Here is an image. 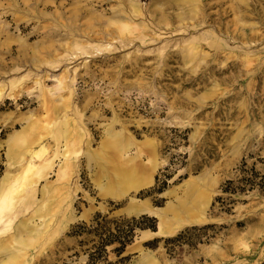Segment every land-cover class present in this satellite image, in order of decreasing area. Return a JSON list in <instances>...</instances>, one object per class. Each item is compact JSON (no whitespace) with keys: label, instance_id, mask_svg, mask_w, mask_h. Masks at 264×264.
Segmentation results:
<instances>
[{"label":"rangeland","instance_id":"1","mask_svg":"<svg viewBox=\"0 0 264 264\" xmlns=\"http://www.w3.org/2000/svg\"><path fill=\"white\" fill-rule=\"evenodd\" d=\"M10 187L0 264H264V0H0Z\"/></svg>","mask_w":264,"mask_h":264},{"label":"trees","instance_id":"2","mask_svg":"<svg viewBox=\"0 0 264 264\" xmlns=\"http://www.w3.org/2000/svg\"><path fill=\"white\" fill-rule=\"evenodd\" d=\"M142 219H149L148 216H142ZM136 225L135 226H139L142 228H146V227H155V225L153 226H149L146 225L144 223H142L140 220H133ZM133 237V227H130L128 229L126 228H119L118 231L116 233L110 232V233H106L105 236H101V244L98 247V251L91 254V264H97L98 260L104 257V254L106 252L105 247L106 245L110 244V243H114V242H118L120 245L115 249V251L120 255L123 250L125 249L127 243H129L132 240Z\"/></svg>","mask_w":264,"mask_h":264},{"label":"bare ground","instance_id":"3","mask_svg":"<svg viewBox=\"0 0 264 264\" xmlns=\"http://www.w3.org/2000/svg\"><path fill=\"white\" fill-rule=\"evenodd\" d=\"M52 64V63H51ZM14 83V82H13ZM4 89V88H3ZM2 91V90H1ZM3 92H4V90H3ZM5 95V94H4ZM7 102V101H6ZM5 102V103H6ZM63 127V126H62ZM61 127V128H62ZM63 131V130H62ZM62 134V133H61ZM48 147V146H47ZM44 148V147H43ZM45 150H46V148H45ZM17 155V157L19 156V154H16ZM32 160V159H31ZM45 160V159H44ZM23 161H25V157H23V156H21V157H19V159H17V160H14L13 162L15 163V164H19V165H16V166H14L15 167V169L17 170V169H19V167H21V165H22V162ZM40 166V165H39ZM39 166H36L35 167V165H32V163H30L27 167H28V170H30V169H33V168H37V167H39ZM26 167V168H27ZM24 168H22L21 167V170H23ZM34 170V169H33ZM19 172V171H18ZM22 173H23V171H22ZM26 173V172H25ZM132 173V172H131ZM129 174V173H128ZM19 177H21V176H18V178ZM131 177V176H130ZM14 181V180H13ZM16 181H18V180H16ZM15 184V183H14ZM11 189V187L10 188H7L6 190L5 189H2L1 190V192H0V221L2 220V218H3V216L2 215H6L7 214V210L9 209V201L11 200L10 199V197H9V193L7 194V192L9 191ZM10 192H13V190H11ZM1 223V222H0ZM18 224V223H17ZM2 227H3V225H1L0 224V230L2 229ZM19 235V234H18ZM0 236H2V233H0Z\"/></svg>","mask_w":264,"mask_h":264}]
</instances>
